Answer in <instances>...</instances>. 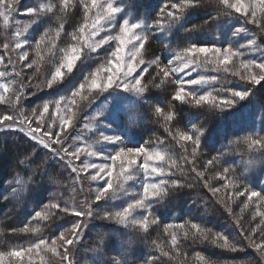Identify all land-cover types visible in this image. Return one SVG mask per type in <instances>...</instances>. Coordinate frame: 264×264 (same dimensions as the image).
I'll list each match as a JSON object with an SVG mask.
<instances>
[{"label": "trees", "instance_id": "1", "mask_svg": "<svg viewBox=\"0 0 264 264\" xmlns=\"http://www.w3.org/2000/svg\"><path fill=\"white\" fill-rule=\"evenodd\" d=\"M181 2L182 0H123V3H118L117 6L125 7L124 18H129L133 22L143 20L147 24H154L157 19H167L166 15L160 12L163 4ZM39 3H51L57 7L52 13L39 18L24 14V9L36 7ZM228 11L217 0H199V6L186 10L184 19L170 31L165 29L158 33L157 29L153 28L151 34L153 43L150 50L153 56L160 59V67H164L176 53L182 52L192 43L231 46L237 49L249 39H256L261 51L245 50L241 58L247 62L264 61V42L254 30L245 25L243 19L235 14L226 15ZM34 19L36 23L33 24ZM83 22V6L78 0H70L67 11L60 10V0H20L13 23L8 29L3 27L0 18V56L5 57L4 64L0 65V71L14 73L12 81L17 86L15 91L19 90L21 84L26 86L24 98L26 102L20 107L27 109L25 115L29 118L32 110L42 109L44 103L58 100L62 96H72V92L83 81L84 76L93 72L105 60L106 52L100 50V59L89 62L63 87L36 91L35 86L43 87L45 77L50 76L52 67H56L58 58L62 55L59 49H66V46L73 42L71 35L77 32ZM24 24L31 25L26 36H23L31 44V47L25 46L29 53L27 62L35 61V64L32 68H26L22 63L20 66L13 52L11 54L15 64L13 68L8 64L3 45L5 43L13 45V30H21ZM61 24L64 26L63 29H60ZM241 27H246L247 31L234 35L235 29ZM57 31H60L59 37L56 36ZM42 38L38 56L36 43ZM52 41L55 42V48ZM202 69L198 67L199 73L217 76V81L211 82L210 92L213 96L232 99L231 91L250 90L249 97L244 101L237 99L233 107L225 108L223 111L218 108L212 109L208 105L196 106L188 102H178L172 99L175 86L171 82L172 79H169L160 88L150 87L143 100H137L135 96L122 99L118 118L114 112L115 116L111 119L117 128V135L123 137V144L126 147L157 145L181 165L184 164L185 154L184 148L177 143V134L185 129L202 133L199 150L205 153L201 155L198 152L196 168L197 171L204 172L203 180L197 177L196 172L190 170V165H185L183 175L177 173L168 177L169 180L178 179L181 183L191 186L169 190L164 199L152 200L149 220H156V223L150 224L147 232L138 227L117 223H95L92 233L86 236V242L76 246L77 264H103L110 258L125 260L127 264H148L150 257L159 258L160 264H264V256L257 252L253 245L255 240L261 243V230L264 229L261 217L256 216L254 220H257V223L253 224L247 217L237 216L238 213H235L234 209H237V204L243 203L244 196H235L234 189L220 188V192L213 195L208 188L203 187L207 176L213 183L212 187H217L220 182L218 179H210L214 177L215 164L207 168L202 166L213 157H219L223 167L230 169L229 176L234 178L240 187L237 190L247 187L264 194V148L249 147L251 140H264V82L261 85H251L238 76L222 70L207 72ZM149 71L148 84L151 85L153 77L157 75V66L154 65ZM10 81V76L0 79V83ZM154 83L159 84L160 79H156ZM11 85L12 83L10 87ZM228 89L231 91H227ZM32 92L36 94L32 95ZM9 95L11 100L15 99ZM11 100L0 104V116L5 113L15 115V110L10 106ZM96 100L91 106L82 108L84 116L87 115L86 112L92 111L98 103ZM157 106L163 109L165 115L169 112L174 113L173 120L167 122L163 115L157 116L155 113ZM25 132L0 128V192L8 197L7 200L0 198V253L3 254L14 248L28 247L39 239L50 241L77 220L74 216H65L58 210H53L55 214L50 220L40 221L34 219L35 211H47L46 206L49 203H60L62 207L75 205L80 208L86 199V187L83 184L81 191L80 185L75 181V174L55 160H49L46 164L47 150L34 147L36 142L26 136ZM96 141L97 136L90 135L83 141H78L77 145L91 143L95 145ZM188 151L191 152V146ZM169 163L165 162L163 167L167 169ZM39 169H46V172H38ZM13 188L17 189L16 196L12 195ZM112 207L115 206L109 203L104 208L110 210ZM228 207L232 209L231 214L227 210ZM261 212L264 213V207ZM192 223L210 231L209 240L193 239L191 235L183 237L179 230V247L173 248L169 233L175 231L174 226L184 224L188 227ZM26 225L29 228H39L41 231L24 232ZM169 225L171 227L165 232V227ZM253 225L254 229H251ZM241 229L245 232L249 229L255 232L251 243L245 239L236 245L239 249L237 252H231L211 242V236L222 234L235 244L236 233ZM157 245L174 258L163 256ZM199 257L204 259L200 260ZM46 264L54 263L50 259Z\"/></svg>", "mask_w": 264, "mask_h": 264}, {"label": "snow or ice", "instance_id": "2", "mask_svg": "<svg viewBox=\"0 0 264 264\" xmlns=\"http://www.w3.org/2000/svg\"><path fill=\"white\" fill-rule=\"evenodd\" d=\"M19 2L20 0H0V18H2L5 29L12 25ZM69 3L70 0H60V10L67 11ZM79 3L83 6L84 23L80 25L76 33L71 35L73 43L66 49H59L62 57L58 66L55 67L50 76L45 77L43 87L40 85L35 86L36 91L63 87L89 62L100 59L99 51L101 49H104L107 53L108 49L105 46L112 48L114 44V49L108 53V58L102 61L93 72L84 76L83 81L72 92L71 99L62 96L58 100L46 102L43 104L42 109L32 110L31 118L25 115L23 108L20 107L23 102H26L24 99L26 86L21 84L19 90L14 91L10 88V84L14 83V81L0 83V104L8 103L11 100L9 93L15 96V99L11 100L10 105L15 110V115L5 113L0 116V128L18 129L20 132H25V128H27L25 135L36 142L34 147H42L47 150L45 163L47 164L49 160H55L63 164L65 169H70L71 173L75 174V181L80 185L81 191H83L84 180L97 183L103 182V184L94 189L95 201L92 202L85 199L83 206L80 208L75 205L62 207L60 203H49L46 206L47 211H35L34 219L40 221L50 220L51 216L55 214L53 210H58L65 216H74L77 220L69 228L61 231L58 237L52 238L50 241L49 239H39L28 247L14 248L7 254L0 253V264H4L5 255L14 259L17 264H24L27 257L28 264H31L33 253L39 257L41 264H46L45 256L49 253L59 257L60 264H73L70 258V251L82 240V233L87 228L86 220L96 217L101 220L115 221L117 224L133 228L138 227L147 232L150 224L156 223V220H149L152 200L164 199L168 195L169 190L191 186L181 183L178 179L169 180L168 177L177 173L183 175L185 165H190V170L196 172L199 179L203 180L204 178V172H199L196 168L202 133L197 134L195 138L189 132L181 131L178 133L177 143L181 144L185 153L183 165L178 164L170 155L166 154L165 151H160L158 148L119 146L124 143L121 135H105L103 132H99L100 139L96 141L97 144L103 142L118 145L114 154L109 153L107 156L104 155L103 151H97L90 146H78L77 142L82 137L73 135V132L76 131V122L79 117L78 113L74 112L70 106L76 105V97H79L82 101H87L86 106H91L92 102L104 93L111 95L113 103L116 105H119L122 99H127L125 94L128 93L134 95L137 100H143L145 93L150 90V87L160 88L177 73H184V76L181 77L179 86L174 91L172 96L174 101L188 102L196 106L208 105L212 109L218 108L223 111L225 108L233 107L237 103V99L244 101L250 95V90L231 91L228 89L227 91H231L232 99H220L218 96H213L211 92L199 94L198 90L188 89H198L202 85L209 84L210 81H217V76L215 75L211 77L200 75L198 78H191V73L195 72L198 67L211 65L216 72L222 70L228 73L230 71L229 65L233 64L234 58L242 57L245 50L261 51L256 39L247 40L245 44H240L237 49H233L231 46L222 48L215 44L192 43L189 47L184 48L182 52L176 53L164 67H160L159 58L147 65L143 59L139 58L150 39L153 28L157 29L158 33L165 31V29L170 31L172 27L184 19L186 10L195 9L199 6V0H182L181 3L163 4L160 12L165 14L167 19H157L154 24H147L144 21L133 22L129 18H124L126 16L125 7L117 6L118 3H123V0H106V3H101V0H79ZM219 3L225 9L231 10L226 12V15L238 14L245 25H256L261 30H264V15L258 16L257 8L255 7V5H259L261 13L264 14V0H252V3H246L245 0H219ZM56 7L55 4L51 3H39L36 7L24 9V14L29 17L39 18L42 15L52 13ZM94 10L95 13L92 15ZM15 23L18 24L19 21H15ZM32 23H36V20H32ZM30 26L25 25L22 30L17 29L14 32V45L8 43L3 45L8 64L12 65L13 68L15 66L11 59L13 52L17 56V61L21 62L24 67L32 68L33 64H35V61L32 63L27 62L29 53L25 50V46L31 47V44L27 38L23 37V33H26ZM105 26H107L109 33L115 31V34H106L101 37L100 34L105 31ZM63 27V24H61L60 29H63ZM117 28L118 31H116ZM246 31V27L236 28L233 34L239 35L241 32ZM45 35L47 36V33ZM56 36H60V31L56 32ZM42 40L43 38L36 43L38 56ZM52 43L53 48H55V42L52 41ZM126 50H129L127 54ZM4 60L5 57L0 56V65L4 64ZM174 62L177 66L171 67ZM152 65L157 66V75L153 77L151 85L143 83L144 74L149 73V68ZM240 68L247 72V75H242L240 70L233 72L232 75L239 76L242 81H246L251 85H261L264 82V61L259 63L255 60L250 62L241 61ZM37 72H39L38 67ZM11 75L12 73L7 71H0V79ZM16 75H19V73H16ZM156 79H160L159 84L154 83ZM29 82H31L30 77ZM28 91L30 92L31 89L29 88ZM85 92L88 95H84L83 93ZM31 94L35 95L36 93L32 92ZM118 113L119 108L117 107V118ZM155 113L157 116L163 115L167 122H171L175 115L172 112L165 115L163 109L159 106L155 107ZM102 116L103 113L98 112L92 119L96 120V117ZM97 124H102V120H97ZM33 125L36 126L33 127ZM42 128L44 129L43 132ZM188 143L192 145L191 152L185 146ZM252 146L264 148V140H251L249 147ZM82 156L85 157L83 161H81ZM87 157H97L108 160L111 163L96 164L88 162ZM77 161H80L79 165L76 164ZM166 161L170 162L167 169L162 166ZM218 161L219 157H213L202 166L207 168L218 163ZM117 162H119L118 171L116 170ZM39 171L46 172V169H39ZM229 171L228 168H224L222 172H216L215 176L210 179L225 181L222 185L225 189L237 188L235 179L228 175ZM82 174L85 175L82 177ZM141 174H143L144 182L142 183V192L137 194L139 196L138 199H133L121 210L114 212L103 211V215L98 214V209H102L99 203H96V207H94L95 202H107L115 199L117 192L127 195L125 185L128 181L136 179ZM152 177L159 179L154 183L149 182ZM203 187L208 188L213 195L220 192V188L212 187L207 180L204 181ZM17 194V189L13 188L12 195L16 196ZM234 195L237 197L247 196L249 203L264 201V194L250 190L247 187H244L243 191H236ZM0 198L8 199L2 192H0ZM245 207H248V203L245 204ZM138 210L149 211L146 215L137 218L136 212ZM227 210L231 214L232 209L228 207ZM258 214L261 215L262 223H264V213ZM237 223L239 225V221ZM169 227L171 226L165 227V232H168ZM178 228L181 230L183 237L191 235L193 239L202 238L203 240H209L210 238V231L203 229L196 223H192L189 229H186L184 224H180ZM23 231L39 233L41 229L29 228L26 225ZM254 232L255 230L245 234V231L241 229L236 233L235 244L222 234L211 236V242L231 252H237L239 249L236 245L245 239L252 241ZM169 235L172 247L178 249L177 232L173 231ZM261 236V243H254V247L257 252L264 256V229L261 230ZM157 247L160 248L163 256H169V253L164 252L160 245H157ZM173 258L169 256V259ZM199 259L203 260L204 258L199 257ZM103 264H127V261L110 258L108 261H104ZM148 264H160L159 258L150 257Z\"/></svg>", "mask_w": 264, "mask_h": 264}, {"label": "rangeland", "instance_id": "3", "mask_svg": "<svg viewBox=\"0 0 264 264\" xmlns=\"http://www.w3.org/2000/svg\"><path fill=\"white\" fill-rule=\"evenodd\" d=\"M217 1L219 2V0H217ZM245 2L246 3H252V0H245ZM101 3H106V0H101ZM255 7L257 8L258 16L264 15V14L261 13L259 5H255ZM229 11H231V10H229ZM94 13H95V10L92 13V15H94ZM235 15L237 17H239L238 14H235ZM140 21H137V22H140ZM24 26H25V24H24ZM24 26L21 27V30H22V28H24ZM248 26H249V29L250 30H254L256 35L264 42V30H261V28L256 26V25L248 24ZM15 31L16 30H13V35H12V40L13 41H14V32ZM116 31H118V28L116 29ZM26 34H27V32L23 33V36H26ZM106 34H113L114 35L115 31L109 33V31L107 29V26H105V31L101 32L100 36L102 37L103 35H106ZM98 38H100V37H98ZM151 43H153V41H152L151 35H150V39L146 43L145 48L142 50V55L139 57V58L143 59L146 62V65L150 64L151 61L157 59V56H153L152 52L150 50L151 49ZM70 45L66 46V48H68ZM114 47H115L114 44H113L112 48H108V46H105V48L108 49V53H110L114 49ZM222 48H224V47H222ZM233 49H235V48H233ZM101 50H104V49H101ZM129 50H126V54H127V51H129ZM61 57H62V55L59 56L58 61H57L55 66H58ZM107 58H108V54L106 53L104 59L106 60ZM11 59H12V57H11ZM241 61L247 62L246 60H243L241 57L234 58L233 64L229 65L230 71L228 73L232 74L233 72H235L237 70H240L242 75H247V72H245L243 69L240 68ZM19 64L21 66V62H19ZM153 66L154 65H152V67ZM176 66H177V64L175 62L171 65V67H176ZM152 67H150V68H152ZM200 68H203L202 70H205L207 72H209V71L216 72L211 65L202 66ZM52 69H51V72L54 71L55 67H52ZM256 71H258V70H256ZM10 73H12V75L14 74L13 72H10ZM12 75L10 76L11 81L14 79L13 76H15V75H13V76ZM200 75L211 77L209 75H206V73H199L198 68H197L195 72L191 73V78L195 79V78H198ZM144 76H145V79L142 82L148 84L149 78H150V74L149 73H145ZM183 76H184V73H177V74L173 75L170 78V79H172L171 82L175 86V89H176V87L179 86L181 77H183ZM10 88L15 91L17 86H16V84L12 83ZM210 88H211V81L209 82V84L202 85L198 89L189 88L188 90H198L199 94H205V93L210 92ZM9 94H11V93H9ZM83 94L84 95H88L87 92H85ZM93 95H94V93H93ZM125 95L127 97H133L134 96V95H132L130 93L125 94ZM173 95H174V93L172 94V96ZM13 97H15V96L12 95V98ZM69 98L71 99L72 96H69ZM75 99H76V105H70V106L72 107V110L74 112L78 113V117L79 118H78V120L76 122V131L73 132V135H80L82 137L81 138L82 140H80V141H83V139H85L86 137H88L90 135L97 136V140H99L100 139L99 132H103L105 135H117V133H116V129L117 128H116L115 124H113V120L111 118H114V116L117 114V107L119 108V112L121 111V105H122L121 102L119 103V105L114 104L113 103V97L111 95H109L108 93H104L103 95H101V96H99L97 98V100L95 102L98 101V103H96V105L92 109V111L90 113H89V111L86 112L87 115L84 116V111H81V110H82V108L86 107L87 101H82L79 97H76ZM62 107H63V105H62ZM113 109H114V111H113ZM23 110L25 112L27 109L23 108ZM53 111H54V109H53ZM98 112H102L103 116L102 117H96V120H93L92 117L96 116V114ZM114 112H116L115 115H114ZM81 113H82V116H81ZM45 115H47V114H45ZM82 119H84V120L80 122V120H82ZM97 120H102V124L98 125L97 124ZM49 123H51V122L49 121ZM85 125H87V127H85ZM43 130L44 129L42 128V132H43ZM184 131L185 132H189L191 135H193L194 138L198 134V132L196 130L192 131V130L185 129ZM87 146H90L91 148H93V149H95L97 151H103L105 156H107L109 153H113L114 154V152L116 150V147H118V145H111V144L103 143V142L100 143V144L95 143V145L94 144L92 145V143H91V144H88ZM119 146L126 147L124 144H121ZM185 146L188 148V150H189L190 146L192 147V145L190 143H188ZM139 147L158 148L157 145H151V146L150 145H147V146L143 145V146H139ZM159 150L163 151L161 149H159ZM204 153H205V151L201 152V150H199V154L204 155ZM83 160H85L84 156L81 157V161H83ZM87 161L88 162H92V163H96V164L111 163L108 160L97 158V157H87ZM164 163H163V165H164ZM76 164L79 165L80 161H77ZM215 165H216L215 174H216V172H222L223 171L224 167H223V165L221 164L220 161H218V163H215ZM116 170L117 171L119 170V162H117V164H116ZM215 174H214V176H215ZM84 175L85 174H82V177ZM158 179L159 178H157V177H152L149 182H153L154 183V182H157ZM207 181H208V183L211 186L213 185V183L210 182L211 180L208 179V176H207ZM143 182H144L143 174H141L136 179L130 180V181L127 182V184L125 185V188L127 189V195L123 194L122 192H117V195H116L115 199L108 200L107 202H95L93 206L96 207V203H99L101 205V209L102 210L98 209V214L99 215H103V211H113L114 212V211L121 210L122 207H126L127 206V203L131 202L133 199H138L139 198V196L137 194L142 192V183ZM219 182H220L219 185H218L219 187L217 186L216 188H223L222 185L225 183V181L219 180ZM83 184L86 187V192H87L86 193V199L89 200V201L94 202L95 201V191H94V189L99 187V186H102L103 182L97 183V182H90L88 180H84ZM237 188H240V187L237 186ZM237 188H234V190L235 191H243L242 189H238L237 190ZM223 189H225V188H223ZM109 203H111V206H115V207L110 208V210H108V208L107 209L104 208L105 206L109 205ZM246 203H248V207H245ZM263 207H264V201L249 203L247 201V196H244L243 203L237 204V206H236L237 209H234V212L238 213L237 216H239V218H241V217L246 218L247 217V219L249 221L253 222V224H256L257 220H254V218L256 216L261 217V215H259L258 213H262L261 209ZM147 212H148L147 210H138L136 212V217L140 218L143 215H146ZM234 212H233V214H234ZM247 214H248L249 217L247 216ZM236 219H237V217H236ZM261 219H262V217H261ZM85 222L87 223V228L82 233V240L76 246H80V245H82V244H84L86 242V240H87L86 236L87 235L89 236L92 233V230H93V228L95 226V223H105V222H107V223H116L115 221L101 220V219L96 218V217H94V218H92L90 220H86ZM254 226L255 225L251 226V229H254L253 228ZM185 228L188 229V228H190V226H188V227L185 226ZM174 230L178 234L180 229L178 228V226H174ZM251 231L252 230L249 229L248 232H245V234L251 233ZM180 233H181V231H180ZM94 236L95 235H93V237ZM249 243H251V241H249ZM254 243H257L256 240L254 241ZM76 246L71 248V251H70V258L72 259L73 264H77V262H78V260H77L78 259V255L76 254L78 252V249H77ZM32 255H33V261L31 262V264H34V263L35 264H41L39 257L35 256L34 253ZM42 255H43V253H42ZM54 257H56V256L52 255L51 253L47 254L45 256L46 263H48L49 260L51 259L52 263L60 264L59 257H56V258H54ZM4 264H17V262L14 259L9 258L7 255H5ZM24 264H28L27 257L25 258Z\"/></svg>", "mask_w": 264, "mask_h": 264}]
</instances>
